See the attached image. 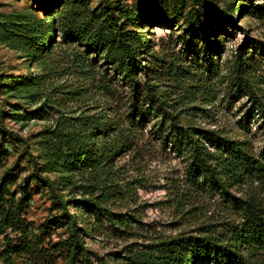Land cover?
<instances>
[{"label":"rangeland","instance_id":"rangeland-1","mask_svg":"<svg viewBox=\"0 0 264 264\" xmlns=\"http://www.w3.org/2000/svg\"><path fill=\"white\" fill-rule=\"evenodd\" d=\"M111 5L116 15L119 5L134 13L120 22L141 62L133 78L122 74L134 62L106 20ZM207 41L216 42L210 50ZM241 44L251 89L264 100V0H0V185L6 177L24 223L13 231L0 208V264H36L42 248L52 264H70L62 244L72 227L58 226L64 207L89 231L83 238L96 264H134L128 257L179 234L210 229L223 236L229 225L241 226L229 200L254 194L264 204V179L233 184L230 194L192 186L189 156L161 129L173 115L241 142L264 162V114L234 79ZM135 84L152 86L167 117L131 123ZM97 122L114 127L100 144L121 147L108 165L69 170L67 154L54 158L59 145L73 152L93 143L89 128ZM94 182L112 184L107 207L128 224L78 210Z\"/></svg>","mask_w":264,"mask_h":264},{"label":"trees","instance_id":"trees-1","mask_svg":"<svg viewBox=\"0 0 264 264\" xmlns=\"http://www.w3.org/2000/svg\"><path fill=\"white\" fill-rule=\"evenodd\" d=\"M206 4L216 12L220 20L231 22L232 19L210 2ZM118 15L115 13V6H109L106 20L111 26L119 31V43L125 48L128 58L134 62L129 71L124 74L125 78L134 77L135 70L141 66V62L134 57L129 44L123 33H121L120 22L123 18H134V13L122 6H116ZM216 43V42H215ZM213 41H207V46L212 49ZM244 44L238 48L234 62L235 84L247 88L253 98L255 108L264 114V100L261 99L251 89L249 75L247 71V61L249 56ZM134 98L130 112V121L134 124H141L151 121L152 117H167L168 112L164 109V101L157 96L152 86L147 90L140 85H132ZM98 123V122H97ZM97 127L89 128L93 143L84 144L71 152L64 151L59 145L55 149L54 158H63L69 164V170L79 167H94L98 164L108 165L121 147L108 148L105 144H100L102 135L111 128L98 123ZM161 129L167 131L165 140L171 143L179 152L187 153L189 156V179L192 186L208 185L215 190H220L224 194L229 193V187L239 184L249 178L264 179V162L251 154L242 146L241 142H234L228 138L217 136L213 132H208L196 126H184L180 124L176 117L170 115V122L162 119ZM219 142L216 149L208 147L207 142ZM42 180L50 185L54 181L47 176H41ZM6 177L0 185V208L3 217L1 222L18 231L23 227L22 211L19 203H15L12 197H8V184ZM86 186V185H85ZM112 184L101 182L91 183L86 186L87 194L80 201H77V208L86 206L87 211L97 218H103L112 224H128L131 220L118 218L121 213H115L107 207L111 196V191L107 188ZM62 204L64 201L58 199ZM234 208H238L242 216L241 226L229 225L228 235H221L213 230L207 229L199 233H183L175 237L160 241L151 249L138 251L131 255L129 260L134 264H264V204L261 197L253 194L249 199L233 198L229 200ZM65 214L59 218V227L69 224L72 232L64 239L62 251L69 258L70 264H96L86 250L83 234L89 231L79 227L77 215L68 211L64 207ZM123 216V215H122ZM120 220H122V223ZM94 228V227H93ZM226 236V237H225ZM244 251H246L244 253ZM40 260L36 264H52L49 254L42 248L38 252ZM12 264V263H10ZM104 264V263H101Z\"/></svg>","mask_w":264,"mask_h":264}]
</instances>
